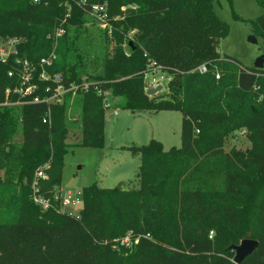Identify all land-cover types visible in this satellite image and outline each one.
I'll return each mask as SVG.
<instances>
[{
	"label": "trees",
	"instance_id": "16d2710c",
	"mask_svg": "<svg viewBox=\"0 0 264 264\" xmlns=\"http://www.w3.org/2000/svg\"><path fill=\"white\" fill-rule=\"evenodd\" d=\"M216 1L0 0V40H22L16 54L0 61V102L19 83L8 76L17 73L16 61L38 64L48 56L68 14L47 71L66 84H89L61 105L0 107V182L14 192L7 206L28 207L38 217L0 219V264H233L229 247L248 232L259 247L242 264H264V69L219 54L228 25ZM254 1L264 8V0ZM94 5H106L111 35L92 29ZM248 22L264 40V14ZM157 71L170 77L167 99L146 95V75ZM47 84L39 83L41 96ZM72 102L81 123L75 145L102 148L106 110L123 106L133 113L180 112L181 147L165 151L153 140L130 148L141 161L132 188L92 185L83 190L79 216L55 213L51 195L71 146ZM49 108L51 122L44 123ZM238 130L250 134L251 149L222 154ZM46 164L39 195L52 204L48 209L32 198L36 172ZM129 234L138 242L125 247Z\"/></svg>",
	"mask_w": 264,
	"mask_h": 264
},
{
	"label": "rangeland",
	"instance_id": "374dc122",
	"mask_svg": "<svg viewBox=\"0 0 264 264\" xmlns=\"http://www.w3.org/2000/svg\"><path fill=\"white\" fill-rule=\"evenodd\" d=\"M214 9L219 18L228 25L227 36L221 40L218 48L219 54L236 59L244 67H254L256 61L264 55V40L261 35H257L253 31L248 21L263 15L264 8L254 0H217ZM113 13L114 17L119 18L117 8H113ZM96 21L95 28H92L90 24L88 28L105 30L97 19ZM132 36L133 34L129 35V37ZM252 36L256 38L257 43L249 41ZM5 49L11 51L9 47H5ZM7 51L4 53L6 54ZM145 82L147 89H153L151 88L153 84L156 88L162 87V91L157 94L159 97L157 100L168 98L170 77L167 73L149 72ZM262 95L264 96V93ZM115 112L118 113L116 116ZM68 113L67 143L71 146L68 147V153L64 156L60 186L57 187V190L54 189L51 195L54 203L53 211L58 214L79 216L83 207V190L89 186L97 185L104 189H116L121 186L122 190L132 188L135 185L141 161L140 157L133 154L130 148L146 146L153 140L162 143L165 151L180 148L182 144V114L178 111L152 113L143 110L133 113L124 109L123 106H118L115 109L107 108L105 141L100 149L74 144L81 138L80 110L75 102H72ZM242 131L238 130L227 137L222 154L232 151L246 152L251 149L250 134ZM235 135L236 137H234ZM17 141H20V138H17ZM217 180L211 181V184L220 181V179ZM13 197L14 192L9 191L8 187L0 182L1 220L13 222L38 219L35 213L27 210L28 207L21 210L10 209L7 205L11 203ZM65 200H69L70 204L64 206ZM236 206H240V204H236ZM49 207L52 208L51 203ZM137 242H132L131 234H129L121 245L131 247Z\"/></svg>",
	"mask_w": 264,
	"mask_h": 264
},
{
	"label": "built area",
	"instance_id": "2783aa9c",
	"mask_svg": "<svg viewBox=\"0 0 264 264\" xmlns=\"http://www.w3.org/2000/svg\"><path fill=\"white\" fill-rule=\"evenodd\" d=\"M38 2V0H35ZM91 14L95 16V18L100 22L101 27L107 30L108 34H112V28L108 25V9L106 5H94L91 7ZM69 14L66 16L65 20L60 24L58 28L54 31L52 38L54 40V46L52 52L39 60L38 64H34L29 60H21L18 59L16 62L18 64L19 69L17 73L11 71L8 76L13 77L17 75L19 83L14 89H7L5 91V99L3 102H0V107L5 106H21L24 104H47L48 106L52 105H61L64 104L66 96L72 94L75 96L79 91H86L88 89L89 84L84 83L81 85L77 84H66L64 78L61 74L51 75L47 68L53 66L55 61L57 60V54L55 52L58 40L65 35V23L69 18ZM22 42L21 39H7L0 40V61L5 63L8 57L11 54H16V47ZM5 47H9L11 51H7ZM7 51L5 54L4 52ZM39 67V68H38ZM199 71L204 73L207 71L206 66H202L199 68ZM217 79L219 76L217 75ZM39 83H48L44 87V96L39 94L40 87ZM155 85L151 88L155 89ZM150 89V88H148ZM146 87V90H148ZM16 96V101H9L10 96ZM106 107H109L106 105ZM118 113L115 112V116ZM44 123L51 122V112L50 108L47 114V117L43 119ZM49 169V166L46 165L37 170L35 175V180L32 184V198L35 204L41 206L44 209L49 208V200L39 195L41 183L44 180H48V176L46 174V170ZM70 201L65 200L63 205H69Z\"/></svg>",
	"mask_w": 264,
	"mask_h": 264
},
{
	"label": "water",
	"instance_id": "95a60500",
	"mask_svg": "<svg viewBox=\"0 0 264 264\" xmlns=\"http://www.w3.org/2000/svg\"><path fill=\"white\" fill-rule=\"evenodd\" d=\"M252 43H257L255 37H250L249 39ZM254 67L256 69H264V55L261 56L255 63ZM162 91V87L158 86L155 89H149L146 92L148 96H154ZM122 187L119 186L117 189H121ZM259 247V242L253 238L252 232H248L245 239H243L240 244L232 245L229 247V250H232L235 254L233 259V264H242L247 257L252 255L254 252L257 251Z\"/></svg>",
	"mask_w": 264,
	"mask_h": 264
}]
</instances>
